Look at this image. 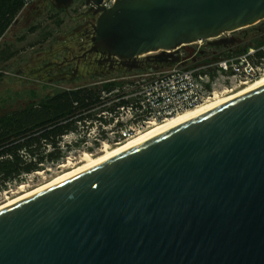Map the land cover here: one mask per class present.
<instances>
[{
	"label": "water",
	"instance_id": "1",
	"mask_svg": "<svg viewBox=\"0 0 264 264\" xmlns=\"http://www.w3.org/2000/svg\"><path fill=\"white\" fill-rule=\"evenodd\" d=\"M85 1L87 53L120 60L264 19V0ZM0 264H264V85L1 209Z\"/></svg>",
	"mask_w": 264,
	"mask_h": 264
},
{
	"label": "rangeland",
	"instance_id": "2",
	"mask_svg": "<svg viewBox=\"0 0 264 264\" xmlns=\"http://www.w3.org/2000/svg\"><path fill=\"white\" fill-rule=\"evenodd\" d=\"M98 15L85 0H72L68 4L58 0H34L18 15L0 40V44L5 43L18 50L11 60L0 64L3 74L0 77V114L74 85H95L103 79L147 72L156 75L179 65L198 64L208 58L211 60L207 63H213L219 58L237 55L242 48L240 45L250 41V35L257 34L259 29L264 31V19H261L247 28L222 33L200 44L182 45L174 50L122 61L99 51L87 53L94 44ZM257 41L253 40V43ZM196 50L203 54L190 58ZM230 94L232 92H223L219 96ZM87 124L89 128L80 126L78 131L63 136L60 145L67 151L62 161L48 163L42 169L25 175L19 182L8 184L5 190H0V204L63 176L85 163V154L90 157L102 154L107 148L100 142H94V136L101 129L94 123ZM106 130L111 129L107 127Z\"/></svg>",
	"mask_w": 264,
	"mask_h": 264
},
{
	"label": "built area",
	"instance_id": "3",
	"mask_svg": "<svg viewBox=\"0 0 264 264\" xmlns=\"http://www.w3.org/2000/svg\"><path fill=\"white\" fill-rule=\"evenodd\" d=\"M114 2L102 0L101 4L109 8ZM86 4L95 9L93 4ZM198 54L203 52L196 50L190 58ZM263 74L264 42L262 46H249L240 54L219 58L213 63L202 61L179 65L156 75L147 72L105 79L103 81L120 83L109 91L104 89L101 104L92 109L96 110L92 123L101 129L94 136V142H100L105 148L120 145L143 133L156 121L192 109L214 94L234 91ZM107 127L111 130H106Z\"/></svg>",
	"mask_w": 264,
	"mask_h": 264
},
{
	"label": "trees",
	"instance_id": "4",
	"mask_svg": "<svg viewBox=\"0 0 264 264\" xmlns=\"http://www.w3.org/2000/svg\"><path fill=\"white\" fill-rule=\"evenodd\" d=\"M33 1L0 0V40ZM249 37L250 41L240 45L242 48L236 54L244 52L249 46H262L264 31L259 29L257 34ZM253 40L258 41L254 44ZM17 52L10 45L0 44V64L11 60ZM101 53L108 56L105 52ZM119 83L103 81L89 86L74 85L0 114V190H5L8 184L19 182L25 175L42 169L48 163L62 161L67 151L60 145L63 136L78 131L80 126L89 128L87 123L96 118V110L92 109L101 104L102 91H109Z\"/></svg>",
	"mask_w": 264,
	"mask_h": 264
},
{
	"label": "bare ground",
	"instance_id": "5",
	"mask_svg": "<svg viewBox=\"0 0 264 264\" xmlns=\"http://www.w3.org/2000/svg\"><path fill=\"white\" fill-rule=\"evenodd\" d=\"M247 85V86H246ZM244 86H241L234 91H231L232 94L228 96L221 97L219 94H214V97L207 99L202 104H199L196 107H193L192 109L184 110L177 115L167 117L163 119V121H156L155 123L149 125V128H147L143 133L135 136L133 139L127 140L125 142L120 143V145L106 147L107 149L99 155L90 157L88 154L84 155V159L86 160L85 163L78 165L76 168H73L66 173L63 174V176L54 178L52 180H49L48 182L39 185L32 189L31 191L23 192V194H20V196L15 197L13 199H8L4 203L0 204V210L3 208H6L12 203H16L20 201V199H23L25 197H28L32 194H34L37 191H40L42 189H45L49 187L50 185H53L55 183L61 182L66 178H70L72 176L77 175V173L84 171L88 168H91L92 166L102 163L106 161L107 159L116 156L120 154L123 151H126L128 149H131L135 147V145L140 144L146 140H148L151 136L159 134L163 132L164 130H167L169 128H172L173 126L178 125L179 123L192 119V117L197 116L199 114H202L206 112V110L211 109L213 107H216L218 105H221V103L230 100L232 98H235V96L244 94L249 92V90L258 88L260 86L264 85V74L260 76L259 78L255 79L254 81L249 82ZM229 92V93H231ZM23 191V190H22Z\"/></svg>",
	"mask_w": 264,
	"mask_h": 264
},
{
	"label": "flooded vegetation",
	"instance_id": "6",
	"mask_svg": "<svg viewBox=\"0 0 264 264\" xmlns=\"http://www.w3.org/2000/svg\"><path fill=\"white\" fill-rule=\"evenodd\" d=\"M92 8V7H91Z\"/></svg>",
	"mask_w": 264,
	"mask_h": 264
}]
</instances>
